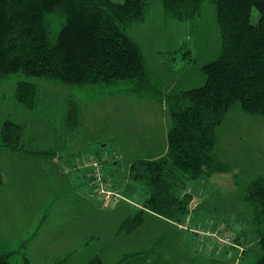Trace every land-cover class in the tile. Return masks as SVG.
I'll return each instance as SVG.
<instances>
[{"label": "rangeland", "instance_id": "374dc122", "mask_svg": "<svg viewBox=\"0 0 264 264\" xmlns=\"http://www.w3.org/2000/svg\"><path fill=\"white\" fill-rule=\"evenodd\" d=\"M149 6L142 21L131 23L123 30L139 45L152 77L160 86L172 88L177 81L188 77L189 71L192 72L193 60L202 64L216 54L219 34L214 6L210 0H205L202 14L193 25L167 18L161 0H155ZM257 19L258 13L253 8L251 21L255 23ZM178 46L181 47L174 51ZM185 50L187 53L182 52ZM186 62L190 65L182 66ZM20 80L35 85L34 109L23 106L14 95ZM123 86L120 82L77 85L37 76L11 74L8 78L0 80V129L6 119L23 124L21 144L26 150H45L60 143L64 153L71 154L69 162H66V169L80 175L81 183L92 191L94 185L90 182L89 170L82 166L87 157L85 155L90 151L99 153L102 158L115 155L116 163H110L109 159L105 158L107 165H104L107 168L115 167L117 176L127 183L128 178L124 173L128 159H138L144 152L149 151V145L138 142L115 143L111 140L116 126L127 131L138 125L137 129L140 131L147 124L144 112L135 107L137 104H145L146 101L133 94L114 99L107 96L110 92L117 93ZM66 103L75 104L81 109L77 112L74 106L75 115L70 116L68 120L64 115ZM115 103L123 105L118 112L111 107V104ZM131 104L133 109L126 107ZM141 116L143 118L140 119ZM59 130L62 131L63 138L57 135ZM70 137L72 143L65 142L64 139ZM155 144L159 146L161 142L155 141ZM21 153L0 148V167L4 180L3 185H0V246L3 249L4 243L10 249L18 250L11 258L12 264H54L57 259L66 257L61 254L67 252L61 244L65 235L82 228L89 233L113 239L111 230L113 226L117 227L116 223L120 218L112 215V209L123 201L125 192L120 191L119 202L115 201L113 207L104 205L96 197L94 199L97 203L92 200L93 204H89L86 209L76 210L77 199L74 194L67 196L69 193H66L59 197L53 185L56 180L49 174L44 177L41 189L46 187L50 195L58 194L52 197L50 202L46 201L44 206L40 205L38 211V206L32 207L36 201L32 186L35 188L42 172L48 173L47 163H42L45 169L33 167L31 161L23 165ZM214 153L229 165V169L187 181L182 189L189 188V193L194 197V205L193 208L190 207L189 212L193 217L188 214L185 219L176 223L202 227L216 222L223 225L224 222L225 232L234 235L235 243L240 241L236 234L244 231L248 238L253 237V246L250 247L249 244L248 247L245 242L247 247L242 250L248 251L238 257L239 251L233 248L234 246L213 245L206 237L196 234L197 239L204 242L205 247L200 251L203 255L194 253L190 246L192 259H189V252L187 253L183 240L180 236L177 239L172 238L173 233L170 231L171 234L167 233L159 242V250L155 248L157 254L148 256L146 264H254L260 255L254 227L250 222V210L242 200V190L249 179L258 175L264 176V116L244 113L238 104L232 106L217 128ZM235 173L237 183L233 180ZM129 179L132 180L130 177ZM40 182L41 180L39 185ZM135 182L141 184L139 181ZM26 196L29 197L27 202L24 201ZM46 216L48 218L44 221ZM143 218L146 219L143 230L157 237L159 233L157 234L154 226L156 217L144 213ZM187 218H190L191 222ZM57 237H60V241ZM81 240L82 237L78 241ZM106 243L108 248L112 244L108 241ZM199 246L201 247L200 244ZM197 249L200 248L196 246L195 250ZM119 255H116V259ZM114 258L115 256L110 257L107 262ZM69 259L68 264H81L80 261H84L80 258V263H77L78 260L74 256ZM124 264L145 263L141 258L128 260Z\"/></svg>", "mask_w": 264, "mask_h": 264}, {"label": "trees", "instance_id": "16d2710c", "mask_svg": "<svg viewBox=\"0 0 264 264\" xmlns=\"http://www.w3.org/2000/svg\"><path fill=\"white\" fill-rule=\"evenodd\" d=\"M153 1L0 0V80L23 74L77 85L120 82L124 85L120 92L167 106L171 123L166 153L156 159H136L129 166V177L141 181L146 197L142 207L121 223L120 231L126 232L141 225L145 211L175 221L185 219L192 200L183 190L187 181L229 169L214 147L217 128L232 106L264 116V0H210L219 34L216 54L202 64L195 62L189 78L173 89L160 86L152 77L139 45L123 30L142 21ZM161 3L167 18L193 25L205 0ZM253 8L258 13L255 23ZM16 88V99L34 109L35 85L20 80ZM75 111L68 103L65 119ZM22 134L23 124L4 120L0 148L44 158L56 155V150H26ZM242 200L258 234L260 255L254 264H264L263 175L245 183ZM17 251L3 243L0 264H12ZM132 257L124 256L116 264ZM65 259L54 264H66ZM83 264L103 263L95 255Z\"/></svg>", "mask_w": 264, "mask_h": 264}, {"label": "crops", "instance_id": "0c3cea01", "mask_svg": "<svg viewBox=\"0 0 264 264\" xmlns=\"http://www.w3.org/2000/svg\"><path fill=\"white\" fill-rule=\"evenodd\" d=\"M179 47H181V46H178L173 50H176ZM194 64H195V61L193 60L192 65H194ZM185 65H190V63L187 64V62H186L185 64L184 63L182 64V66H185ZM147 66L149 69L148 64H147ZM149 71H150V69H149ZM191 73L192 72L189 71V73L187 75L188 77H186L182 81H177V83H175V85H173L172 88L171 87L170 88L173 89L176 86H178L179 84L183 83L185 80H187L189 78ZM15 91H16V89H15ZM130 94H133V93L117 91V93L110 92L107 96L114 99V98H121V97H124L125 95H130ZM14 95H15V93H14ZM133 95H135L137 98H140V99H143L144 101H146L145 104H137L135 107H136V109H140L141 112H144V116H146V118H147V124L145 125V127L141 126L143 128L140 131L137 129V128H139L138 125L136 127H132L133 130H127V131L120 130L118 128V126H116V129L113 131V135H112L111 140L115 143L116 142H119V143L135 142L134 144H136L138 142V143H142L143 145L145 143H147L149 145V147H148L149 151L147 153L144 152L141 155V157L144 159L159 158V157L163 156L167 150V132L169 130L170 123H171L168 108L163 102L155 101V100H152V99L145 97V96H140V95H136V94H133ZM116 101L119 102V100H117V99H116ZM74 106L76 107L77 112H78V109L80 112L81 109L78 108V106L75 104H74ZM66 107H67V103L65 106L64 115L66 112ZM111 107L116 112H118L120 107H123V105H121L120 103H115V104H111ZM126 107L132 108L133 105L131 104V106H126ZM82 109H83V107H82ZM141 118H143V116H141L140 119ZM64 131H66V130H64ZM62 134L63 133L61 130H59L57 132V135L60 138H63ZM71 139H72V137H70L69 139H64V140H65V142L72 143ZM155 141H157L158 143L161 142V144L159 146H157L155 144ZM62 148H63V146H61L59 143L58 145L54 146V148L45 149V150L50 149V150H56L57 151L56 155L52 158L33 156L27 152L25 153L24 151H18L20 153L21 152L24 153V154L21 153V155H22L21 164H23V165H27L28 161H31L33 167L38 166V167H41L42 169H45V167L42 165V163H47L46 170H49L48 173L42 172V175H40V177L37 181V184L39 185V180H41L40 185L38 186L36 184L35 188L32 186L33 192L36 195V201L34 202V205L32 207L36 208L38 206V211H40L39 210L40 205H41V207L44 206L46 201L50 202L51 201L50 199L52 197L56 196V194H58V193H59V197L62 195H65L66 193H69V194H66L67 196L74 194V197L77 199L76 203H75L76 210H80V208L86 209L89 204L90 205L93 204L92 200H94V202L97 203V201H95V199H94L97 197L94 190L92 191V189H89V187H87L81 183V180H80L81 178H79V177H81L80 175L72 172V170L66 169V167H67L66 162L67 161L69 162V158H71V154L64 153V150H62ZM3 149L7 150L6 148H3ZM40 150H42V149H40ZM11 151H16V150H11ZM98 155H99V153H94V152L90 151L85 156L89 157V156H98ZM109 155H112V154H109ZM76 156H78V155H76ZM105 157L107 158V156H105ZM141 157H139V158H141ZM108 158H109L110 163H112V162L116 163L117 162V158L115 157V155L108 157ZM128 160H129L127 163L128 166H127L126 172L124 173L128 178L127 183H124L120 180V178H119L120 176H117V170L115 169V167L112 166V167L107 168V167H105V165H107V164L105 162H103V171L106 175V181L110 184L111 188L113 190L117 191L119 193V195H120V191L126 193L122 202L118 201V199L120 198L119 197L116 200L119 203H117L115 206H114L115 203L112 204V207L114 206V208L112 209V212H113L112 215L115 218L116 217L120 218L119 219L120 221H118L116 223L117 227L113 226V229L112 230L110 229L112 232L110 235L113 234V239L110 240L109 237H107L105 235L103 236V235H96L94 233H89L85 228L70 232V234H68V235L66 234L65 235L66 237L64 238L63 242L61 243L64 246V248L67 249L66 253H61V254H65V256H66L65 257L66 258L65 259L66 264H68L67 262L70 260L69 258L72 256H74V258H76V260H78V261H76L77 263L81 262V264H83L95 255H98L100 257L103 264H116L120 260H123L124 256H134L129 260H133V259L136 260V259L142 258L143 262L146 264L148 262V260H147L148 256H154L155 254H157L155 248L156 249L159 248L158 244L161 241V239L163 237H165L167 233L171 234V232L173 233V236L172 235L171 236L174 239L175 238L177 239L178 236H180V238L183 240V243L187 249V253L190 251V246H191L194 249L193 250L194 253L197 252V254L203 255V253H200V251H202V248L205 247L204 242H201V240L199 241L197 239V237L195 236V234H193L189 230L183 228L179 223H176L177 221L172 220V219H168V218L160 217V216L155 215L154 213L149 212V211H145V213L156 217V218H154V223H155L154 226H155V230L157 229V234L159 233V235L157 237H154L155 235L152 236L143 230L145 228L144 223H145L146 219L143 220L141 225H139L136 229H134L132 231H128V232L120 231V225L123 222V220L126 217H128L129 215L134 214L139 208H141L142 204L145 200V197H146V192H145V189H144L141 181L138 179H132V180L129 179V166L134 160H131V159H128ZM0 172H1V179H2L0 185H3V181H4L3 180V170L1 167H0ZM49 174L51 175L50 177H52L53 180H56V182L54 181L55 183L53 185H54L55 190L58 191V193H53L52 195H50V193H49L50 191H48L46 187H45V189H41V187H42L41 185L45 179L44 177L49 176ZM132 181H134V182H132ZM135 181H139L141 184H139L138 182H135ZM90 182H91V180H90ZM186 190H188V192H190L189 188ZM140 193L142 196H140ZM45 194H47V196ZM26 198H27L26 200L23 199L25 202L28 201L29 197L26 196ZM32 198H34V196H32ZM97 199L99 200L98 197H97ZM193 201H194V197L192 196V200H191L189 207L193 208V205H194ZM250 214H251V211H250ZM31 215H32V213H31ZM189 215H191V214H189ZM191 217H193V214L191 215ZM46 218H48V216H46L43 220L45 221ZM187 219L191 222L190 218H187ZM42 221L40 222V224L42 223ZM44 221H43V223H44ZM250 222L252 223V217H250ZM216 224H217V222H216ZM218 224H220V223H218ZM223 225L225 226L226 224L223 222ZM252 225H253V223H252ZM253 227H254V233L256 234V242L258 243L257 229L255 228L254 225H253ZM248 230L251 231L250 228H248ZM50 231L54 232L52 230H50ZM236 236L240 237L239 243H240L241 249H239L236 246H234L233 248L238 249V251H239L238 257H239V256H243L244 254L247 253V251H248L247 249L245 251L242 250L243 248L247 247V244H248V247H249V244H251L250 247L253 246V237L248 238V236L245 235L244 231H243V233L238 232L236 234ZM80 237H82V240L78 241ZM57 239L60 241V237H57ZM106 241H108L110 243L112 242V244H111V246H109V248L107 247L108 244L106 243ZM198 243L201 245V247L199 246ZM196 246H198L200 248V249H197V251L195 250ZM230 247H232V246H230ZM107 250H109V251H107ZM141 252H143V253H141ZM137 253H141V254H137ZM85 255H87V256H85ZM116 255L117 256L119 255V257L117 259H116V257H117ZM67 256H68V258H67ZM109 256L110 257L115 256V258L111 262H107V260L110 258ZM188 256H189V259H192V253L190 254V252H189ZM213 256L214 255H212V258H214ZM77 257H79V259L81 258L80 260H84V261L79 262V259ZM59 259H61V258H59ZM59 259H57V260H59ZM149 259H150V257H149ZM155 259H156V257H155ZM153 262H154V260H153Z\"/></svg>", "mask_w": 264, "mask_h": 264}, {"label": "built area", "instance_id": "2783aa9c", "mask_svg": "<svg viewBox=\"0 0 264 264\" xmlns=\"http://www.w3.org/2000/svg\"><path fill=\"white\" fill-rule=\"evenodd\" d=\"M105 158L89 156L83 161L82 166L88 168L91 184L94 185L96 196L104 205H112L119 197V193L113 190L106 181V175L103 171V161ZM188 192V190H185ZM184 191V192H185ZM183 228L194 232L195 234L206 237L211 244L218 246H236L241 249L240 244L235 243L234 235L225 232L222 224H208V226L198 227L195 225L180 224Z\"/></svg>", "mask_w": 264, "mask_h": 264}]
</instances>
